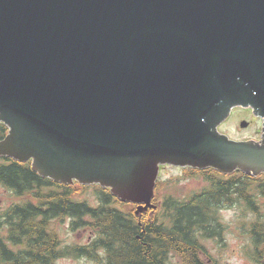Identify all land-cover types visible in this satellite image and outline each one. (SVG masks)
Masks as SVG:
<instances>
[{
  "label": "water",
  "instance_id": "95a60500",
  "mask_svg": "<svg viewBox=\"0 0 264 264\" xmlns=\"http://www.w3.org/2000/svg\"><path fill=\"white\" fill-rule=\"evenodd\" d=\"M235 107L264 122V0H0V157L42 177L141 214L161 165L262 175Z\"/></svg>",
  "mask_w": 264,
  "mask_h": 264
},
{
  "label": "trees",
  "instance_id": "16d2710c",
  "mask_svg": "<svg viewBox=\"0 0 264 264\" xmlns=\"http://www.w3.org/2000/svg\"><path fill=\"white\" fill-rule=\"evenodd\" d=\"M8 133L0 122V142ZM183 175L205 186L181 198L159 193L177 182L158 181L153 202L158 209L138 214L136 204L121 201L108 188L56 183L36 172L32 162L0 157V189L17 200L0 206V264H56L61 258L169 264L173 257L183 264H206L203 242L221 239L220 213L236 206L244 216L249 212L256 217L246 234L252 261L264 264V174L187 168ZM66 220L71 231L90 230L94 237L86 245L64 246L54 224Z\"/></svg>",
  "mask_w": 264,
  "mask_h": 264
},
{
  "label": "rangeland",
  "instance_id": "374dc122",
  "mask_svg": "<svg viewBox=\"0 0 264 264\" xmlns=\"http://www.w3.org/2000/svg\"><path fill=\"white\" fill-rule=\"evenodd\" d=\"M252 118V108L235 107L229 118L218 127V131L222 135L227 136L229 140L236 142L259 141L263 135L264 122L261 118L256 120ZM243 122L247 123V127H242ZM160 167L158 181H162L163 183H178L177 186L163 187L161 192H159L161 195L167 193L183 198L193 192L200 191L205 186V183L200 179H183V170L188 167L183 168L169 164L161 165ZM14 201L17 200L7 194L6 191L0 189V206H9ZM160 202L159 200L156 203L159 204ZM138 209L139 205L136 206V210ZM152 209H158V207ZM149 210L150 208L147 211ZM242 212L241 206L224 208L221 211L220 215L224 225V233L221 239L217 238L203 242L204 248L208 252L207 254L205 252L203 256L206 264H255L250 257V239L246 234V229L248 228V224L254 221L256 217L249 212L245 213L246 216H244ZM54 227L60 234L64 246L86 245L94 237L93 232L90 230L71 231L68 220L62 223L55 222ZM56 264L91 263L86 259L61 258ZM169 264L183 263L179 258L173 257L170 259Z\"/></svg>",
  "mask_w": 264,
  "mask_h": 264
}]
</instances>
